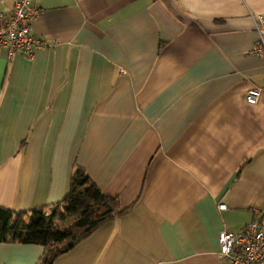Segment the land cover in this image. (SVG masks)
I'll list each match as a JSON object with an SVG mask.
<instances>
[{"label": "crops", "instance_id": "crops-1", "mask_svg": "<svg viewBox=\"0 0 264 264\" xmlns=\"http://www.w3.org/2000/svg\"><path fill=\"white\" fill-rule=\"evenodd\" d=\"M32 2L50 47L0 48V207L56 205L80 168L123 213L52 264H229L218 234L264 226V0ZM44 253L0 243V264Z\"/></svg>", "mask_w": 264, "mask_h": 264}, {"label": "trees", "instance_id": "trees-1", "mask_svg": "<svg viewBox=\"0 0 264 264\" xmlns=\"http://www.w3.org/2000/svg\"><path fill=\"white\" fill-rule=\"evenodd\" d=\"M122 213L114 199L101 193L82 169L75 168L60 203L27 212L0 207V243L43 247L40 264H52L79 240Z\"/></svg>", "mask_w": 264, "mask_h": 264}, {"label": "built area", "instance_id": "built-area-1", "mask_svg": "<svg viewBox=\"0 0 264 264\" xmlns=\"http://www.w3.org/2000/svg\"><path fill=\"white\" fill-rule=\"evenodd\" d=\"M2 0H0L1 2ZM12 14L8 19L0 17V48L8 57L19 54L32 60L35 52L50 47V43L33 36L31 24L42 14L32 0H12ZM254 29L258 40L250 54L262 59L264 64V15H256ZM260 89L251 88L243 96L248 105H255ZM225 210V205H218ZM218 256L229 264H262L264 262V226L257 220L250 222L240 233L222 231L218 234Z\"/></svg>", "mask_w": 264, "mask_h": 264}, {"label": "rangeland", "instance_id": "rangeland-1", "mask_svg": "<svg viewBox=\"0 0 264 264\" xmlns=\"http://www.w3.org/2000/svg\"><path fill=\"white\" fill-rule=\"evenodd\" d=\"M61 227H65V226L61 225Z\"/></svg>", "mask_w": 264, "mask_h": 264}]
</instances>
